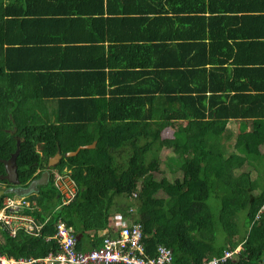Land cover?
Here are the masks:
<instances>
[{"label": "trees", "instance_id": "1", "mask_svg": "<svg viewBox=\"0 0 264 264\" xmlns=\"http://www.w3.org/2000/svg\"><path fill=\"white\" fill-rule=\"evenodd\" d=\"M68 1L36 13L27 0H0V160L16 153L22 189L48 173L27 194L40 236L0 231V255L54 251L45 239L58 222L81 236L79 251L94 248L111 215L134 207L150 255L160 244L171 264H201L240 245L235 261L219 264H264V85L248 72L264 65L232 57L233 47L248 54L255 45L249 28L264 29V0H123L132 5L125 11L120 0ZM220 11L234 13L227 24L215 22ZM138 38L143 44L125 45ZM146 49L163 56L148 73L151 86L141 81L147 73L128 71ZM207 123L220 153L206 149L199 126ZM169 127L172 138L161 139ZM64 168L74 183L66 204L52 177ZM4 174L0 162L8 190Z\"/></svg>", "mask_w": 264, "mask_h": 264}, {"label": "built area", "instance_id": "2", "mask_svg": "<svg viewBox=\"0 0 264 264\" xmlns=\"http://www.w3.org/2000/svg\"><path fill=\"white\" fill-rule=\"evenodd\" d=\"M52 177L54 187L62 195V203H68L74 195L72 179L57 170L52 171ZM135 198L136 192H133L129 200L133 201ZM35 208V202L27 195L3 197L0 202V231L7 233L9 237H16L19 232L39 237L42 225L35 223L29 214ZM111 217L115 218L114 225L110 221ZM111 217L108 228L96 235L100 241L94 248L79 251L76 248L79 239L72 228L58 222L54 227V234L45 239L53 241L54 251L47 252L43 257L22 256L17 259L0 255V264H171L172 251L169 248L158 244L153 255L147 252L142 226L136 218L134 207L129 208L128 215L115 213ZM89 235L91 238L88 245L93 242V234ZM237 252L236 247L224 250L220 257L204 260L201 264L234 260Z\"/></svg>", "mask_w": 264, "mask_h": 264}, {"label": "crops", "instance_id": "3", "mask_svg": "<svg viewBox=\"0 0 264 264\" xmlns=\"http://www.w3.org/2000/svg\"><path fill=\"white\" fill-rule=\"evenodd\" d=\"M26 1V0H25ZM57 0H54V4H48V0H39V1H35V0H27V3L29 4V2H32V4L29 6L30 7V9H32V11L34 12H39V11H43V12H47L49 9L50 10H53V11H58L59 12V10H61L62 8H64L65 6H68V5H70L71 4V2L70 1H68V0H66V4L64 3V1H62L61 0V5H58L57 4V2H56ZM43 2H46V3H43ZM50 2L52 3V1L50 0ZM124 3H125V1H123V0H120L119 1V3L117 4V9H122V11H125L126 9H128V8H130V7H132V5L131 6H128L127 8L126 7H123V5H124ZM46 4V5H45ZM111 4V3H110ZM264 4V3H263ZM44 6V7H43ZM98 4L94 7V9H97L98 8ZM108 7V3H106V1H104L103 2V8L105 9L104 11V19H107V17H109V15L107 14V11H106V8ZM221 13H219V12H214V13H217V14H219L220 16H216V17H220L219 19H216L215 20V22H220L222 25H224V24H227V22H229L227 19H226V17L228 16V17H233V14L234 13H231V12H227V13H225V12H222V11H220ZM117 13V12H116ZM40 15V14H39ZM124 16H122V17H124V18H126L127 16H126V14H123ZM116 16H118V15H116ZM153 15L151 14L150 15V17H152ZM128 17H134V18H137V17H142V16H140V14H131L130 16H128ZM222 17H225L224 19H222ZM71 31V30H70ZM70 31H64V32H61V33H69ZM74 29H73V33H74ZM247 32H249V34L250 35H252L251 36V38H248V40H246L247 41V43L249 44L250 43V45H251V43L253 42V43H255V45L254 46H252L253 48H248V47H245V48H247L246 50H248L250 53H248V54H246L241 48H240V45H238V46H235V47H233V52H232V57L233 58H235V56H237V59L238 58H240V56H249L248 58H250V60H248V62H254V64H256V63H261V64H263L264 65V29H253V28H249V30H247ZM71 34V33H70ZM252 37H255V38H252ZM131 38V37H130ZM255 40V41H254ZM130 42H132V43H141V44H143L142 43V40L141 39H137V40H131V39H128L127 41H126V43H125V45H131L132 43H130ZM130 43V44H129ZM230 43V42H229ZM246 43V44H247ZM121 47H123V46H121ZM242 47V46H241ZM244 48V47H243ZM152 50L153 49H146V53L144 54V52L143 51H141V52H138V53H136L133 57H132V59H131V63H135V68H133V70H132V68H129V70L128 71H135V72H143V73H147L146 75H144V78H143V80H141V81H146L147 82V84H149L150 86L153 84V82H154V78H153V76H148V73H150V72H153L154 70V68H153V65H155V64H157V62H159L160 63V58L162 57L163 58V56L161 55H153V53H152ZM123 52V51H122ZM107 57H108V55H107ZM123 58V60L124 61H127V59L129 60V57H124V56H122ZM241 59V58H240ZM242 60V59H241ZM256 60H258V62H256ZM140 64H142L143 65V68H142V70H140L141 69V65ZM163 65H161V66H159L160 67V69H161V67H162ZM99 67V69L101 70V66H98ZM228 67V66H227ZM258 67H261V66H259V64L256 66V69L255 68H253V69H255V70H249L248 72L249 73H254L255 72V78H254V82L255 83H257V84H260V85H264V71H260L262 68H258ZM230 68V67H229ZM258 68V69H257ZM159 69V70H160ZM166 68H162V70H160V71H164ZM157 70H158V67H157ZM112 71H114V70H111L110 72H108V74H110V73H112ZM93 73H95V71L93 70L92 71ZM253 79V78H252ZM108 86H107V88H106V91H113V89H115V88H113V84H107ZM106 96H108V95H106ZM232 127L234 128V130H235V132H237V129L239 130V127H238V125L235 123V122H233V124H232ZM167 129H169V130H171L170 132H171V135H170V137L169 138H166V139H170V138H172V136H173V134H174V130L172 129V128H167ZM176 177H178V175L176 176Z\"/></svg>", "mask_w": 264, "mask_h": 264}, {"label": "water", "instance_id": "4", "mask_svg": "<svg viewBox=\"0 0 264 264\" xmlns=\"http://www.w3.org/2000/svg\"><path fill=\"white\" fill-rule=\"evenodd\" d=\"M94 146H95V142L93 144H91L90 146H80L73 152H67L64 156L65 157H72V156H75L79 150L85 149V148L86 149L93 148ZM15 155H16V153H15ZM15 155L12 156L11 159H9L7 161L0 160V162L4 166V171H5V174H4V176L1 177V179L9 182L10 184H12L13 186L16 187V188H11L7 191L0 190V196L3 195L4 192H6V193L12 192V193H18V194H29L31 192L36 191L37 185H44L47 183L48 173H47V171H45L41 174V176L38 180L31 181V183L29 184V186L26 189H20L18 187L19 181L17 179V173H16ZM61 158H62V156L60 154H58V153L55 154L53 157H51L49 159L47 168L49 169V168L54 167L61 160ZM80 237H81L80 235L76 236L77 239H80Z\"/></svg>", "mask_w": 264, "mask_h": 264}, {"label": "rangeland", "instance_id": "5", "mask_svg": "<svg viewBox=\"0 0 264 264\" xmlns=\"http://www.w3.org/2000/svg\"><path fill=\"white\" fill-rule=\"evenodd\" d=\"M199 127H200V128L202 127V129H203V131H204V134H205V137H208V139L210 140V141H208V144H207V146H206V149L212 151L213 153H220L221 149L219 148V145H218V143H217V137H216V135L212 132V127H213V126L210 127V124L207 123V124H205V125H200ZM170 131H171V130H169V129H167V128L161 129V131H160V138H161V139L169 138L170 135H171V132H170ZM161 157H162V155H161ZM47 165H48V164H47ZM59 172H63V173H65L66 175H69V170L66 169V168H64L63 170H61V171H59ZM69 177H70V176H69ZM252 177H254V176H252ZM171 181H172V180H171ZM1 188H2V185H0V189H1ZM134 202H135V201H134ZM111 216H112V215H111ZM110 221H111L112 225H114V223H115V218H114V217H111V218H110ZM236 248L238 249V252L241 250V246H240V245H238ZM238 252H237V253H238ZM235 254H236V253H235ZM236 259H237V254H236L235 257H234V260H231V261H235Z\"/></svg>", "mask_w": 264, "mask_h": 264}, {"label": "clouds", "instance_id": "6", "mask_svg": "<svg viewBox=\"0 0 264 264\" xmlns=\"http://www.w3.org/2000/svg\"><path fill=\"white\" fill-rule=\"evenodd\" d=\"M12 188H16L15 186L14 187H12ZM20 188V187H19ZM11 189V188H10ZM20 189H22V188H20ZM0 190H2V189H0ZM9 190V189H8ZM2 191H7V190H2ZM5 194V195H4ZM6 194H14V193H12V192H4L3 193V195H1L0 197H2V199H3V197H5V196H7ZM18 195H27V194H18ZM1 199V200H2ZM1 202V201H0ZM119 213V212H118ZM115 214V213H114ZM28 236V235H27Z\"/></svg>", "mask_w": 264, "mask_h": 264}, {"label": "flooded vegetation", "instance_id": "7", "mask_svg": "<svg viewBox=\"0 0 264 264\" xmlns=\"http://www.w3.org/2000/svg\"><path fill=\"white\" fill-rule=\"evenodd\" d=\"M38 180V179H37ZM48 180V179H47ZM0 185H2V190L5 188L4 184L3 183H0Z\"/></svg>", "mask_w": 264, "mask_h": 264}]
</instances>
